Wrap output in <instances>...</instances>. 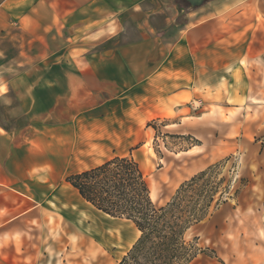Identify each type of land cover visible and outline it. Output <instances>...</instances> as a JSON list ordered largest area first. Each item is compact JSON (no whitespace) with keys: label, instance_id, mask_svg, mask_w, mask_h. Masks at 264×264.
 <instances>
[{"label":"rangeland","instance_id":"1","mask_svg":"<svg viewBox=\"0 0 264 264\" xmlns=\"http://www.w3.org/2000/svg\"><path fill=\"white\" fill-rule=\"evenodd\" d=\"M160 1L158 8L166 9L174 19L196 9L188 5L182 10L175 0ZM55 4L57 0H7L0 6V151L7 154V159L19 152L23 160L17 166L23 164L24 171L31 163L24 160L23 144L28 142L22 134L31 136L52 125L63 127L61 136H68V142L59 147L61 172L54 180H46V189L51 184L55 189L51 187L52 191L45 194V204L51 207L46 210L50 219L66 218V229L76 243H56L59 254L66 256L64 263L86 262L89 257L80 247L93 238L96 246L89 243L86 248L104 252V264H118L138 238L129 220L111 217L82 202L65 180L96 160L132 155L153 184L158 205L167 203L183 181L211 164L223 162L221 176L233 178L227 200L186 236L187 240L197 237L198 247L208 254L214 250L216 257L201 252L192 264H220L218 258L225 264H264V67L255 66L258 72L248 91L246 113L243 100L240 108L217 103L219 98L209 87L217 81L207 71V86L198 89L197 14H193V23L181 29L185 35L179 44V49H188L190 57L188 91L181 104L150 106L145 103L150 91L147 81L120 84L108 77L97 56L100 49H95L100 35L89 32L86 24L90 19L85 12L55 22L50 16ZM135 20L144 29V19ZM234 24L225 19L221 23L224 30ZM205 25L206 29L212 26L211 22ZM59 32L65 40L58 38L53 43L54 33ZM72 34L77 38L71 41V50L87 48L81 51L87 54L75 56L69 65H54L51 50L59 45L64 46L62 54L68 53L70 41L66 38ZM39 38L48 42L44 61L36 58L37 53L44 52L37 48ZM157 47L154 45V49ZM161 50L164 48L158 52ZM155 57L159 60V54ZM152 67H146V79ZM234 87L233 82L225 81L217 93L240 92ZM135 96L141 97L137 106L133 103ZM197 141L204 144L201 152ZM228 150L232 152L227 154ZM238 188L240 193L235 195ZM68 204L76 207L74 212L63 209ZM99 232L104 239H96ZM81 236L82 242L78 241ZM21 247L18 243L19 253ZM33 260L0 257V264H35ZM59 260L62 262V258Z\"/></svg>","mask_w":264,"mask_h":264},{"label":"crops","instance_id":"2","mask_svg":"<svg viewBox=\"0 0 264 264\" xmlns=\"http://www.w3.org/2000/svg\"><path fill=\"white\" fill-rule=\"evenodd\" d=\"M6 1L4 0L2 4ZM57 2L58 4L50 11V16L55 22H63L74 15H80V11L85 12V17L90 19L86 24L89 32L91 35L94 33L100 35L99 42L95 43L99 44V47L95 49H100L97 56L101 58L108 77L111 76L120 84L141 83L142 79L147 81L150 91L148 101L145 103L156 107L162 104L170 106L181 104L182 97L188 91L186 86L190 57L188 49H183V46L179 49V44L185 35L181 29L193 23L191 16L197 14L198 89L205 90L207 86L205 83L209 80L205 74L207 71L213 75L214 82L217 81L216 84L209 85L213 95L219 98L217 103H231L234 106L230 107L240 108L244 102V113L247 112L250 95L248 91L253 85V75L258 72L255 66H261L262 69L264 67V0H218L212 5L202 4L196 7L192 14L185 15L187 22L183 24H175L179 15L174 19L167 14L166 9L158 8L157 3L161 2L160 0H57ZM136 17L144 19L142 24L144 29L135 20ZM222 19L235 24L224 30L221 25ZM210 22L212 26L206 29L205 24ZM170 27L172 29L168 30ZM174 30L176 37L173 36ZM60 31L63 32V29ZM161 32L163 34H160ZM58 38L65 40L61 32L54 33L53 43ZM76 38L75 34L66 38L70 41L68 53L62 54L64 46L53 47L51 53L54 65L61 66L62 63L69 65L75 56L87 54V51L81 52L87 48L71 50L73 43L71 41ZM207 38L209 41L206 42ZM39 40L40 45L37 48L44 52L37 53L36 58L38 61H44L48 56L46 53V50H49L48 42L42 38ZM154 45L158 46L157 49H154ZM160 47L164 50L158 52ZM90 51L92 52V47ZM156 54H159V60L154 58ZM88 59L92 61L93 58L88 56ZM148 65L153 67L149 69L146 79L145 69ZM225 81L233 82L234 88L240 92L217 93ZM133 103L134 106L140 104L141 97L135 96ZM62 128L52 125L31 136L22 134L28 142L23 144L24 160L31 163V167L24 171L23 164L17 166L20 160H23L19 152H13L15 154L7 159V154L4 155L0 151L1 258H18L22 261L34 259L35 264H65L66 256L59 254L56 243L61 241L75 243L66 229V218L61 216L50 219L46 214V210L51 207L45 204V194L52 191L51 187L53 189L55 187L51 184V187L46 189L45 182L54 180L60 174L59 147L66 146L68 142V136H61ZM25 130L23 129V133ZM240 133L244 135V129H241ZM4 139L7 140L5 137ZM197 145L200 148L198 152H201L204 144ZM231 152L228 150L226 153ZM106 159L96 160L79 171L100 164ZM9 161L10 165H6ZM68 185L82 202L87 203L76 189L69 183ZM63 209L74 212L76 207L68 204ZM215 225L216 219L212 223V226ZM18 243L22 245L20 253ZM89 243L90 240L87 244ZM87 244L80 249L89 258L86 262L81 261V264H104L107 259L104 252L88 250Z\"/></svg>","mask_w":264,"mask_h":264},{"label":"trees","instance_id":"3","mask_svg":"<svg viewBox=\"0 0 264 264\" xmlns=\"http://www.w3.org/2000/svg\"><path fill=\"white\" fill-rule=\"evenodd\" d=\"M3 2L0 0V5ZM175 2L183 10L189 5L186 0ZM182 17L175 24L186 23ZM173 34L176 37V30ZM222 166L223 162L211 164L183 181L164 205L152 200L147 176L132 155H114L65 180L95 209L129 220L139 231L118 264H189L201 252L216 257L214 250L208 254L198 247L197 237L187 240L186 234L227 200L233 178L221 176ZM239 193L240 188L235 195ZM218 260L225 264L221 258Z\"/></svg>","mask_w":264,"mask_h":264},{"label":"bare ground","instance_id":"4","mask_svg":"<svg viewBox=\"0 0 264 264\" xmlns=\"http://www.w3.org/2000/svg\"><path fill=\"white\" fill-rule=\"evenodd\" d=\"M148 183H149V187L151 189V197H152V200L155 201V193H154V187H153V184L151 183V181L148 180ZM133 225V224H132ZM133 227L136 229V227L133 225ZM137 232H139L137 229H136ZM96 239H104L103 237V233L99 232L98 234H96ZM78 241L82 242L84 241V238L83 236L80 237V239H78ZM91 243L93 245L96 246V242H95V239L92 238L91 240Z\"/></svg>","mask_w":264,"mask_h":264},{"label":"water","instance_id":"5","mask_svg":"<svg viewBox=\"0 0 264 264\" xmlns=\"http://www.w3.org/2000/svg\"><path fill=\"white\" fill-rule=\"evenodd\" d=\"M191 7H199L204 4L207 0H186Z\"/></svg>","mask_w":264,"mask_h":264}]
</instances>
